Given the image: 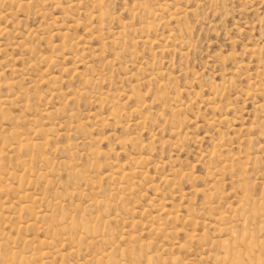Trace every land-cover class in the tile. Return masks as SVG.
<instances>
[{"label":"rangeland","instance_id":"1","mask_svg":"<svg viewBox=\"0 0 264 264\" xmlns=\"http://www.w3.org/2000/svg\"><path fill=\"white\" fill-rule=\"evenodd\" d=\"M0 264H264V0H0Z\"/></svg>","mask_w":264,"mask_h":264}]
</instances>
